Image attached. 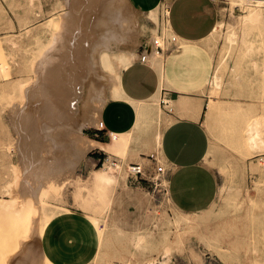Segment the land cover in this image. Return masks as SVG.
<instances>
[{"label": "rangeland", "instance_id": "1", "mask_svg": "<svg viewBox=\"0 0 264 264\" xmlns=\"http://www.w3.org/2000/svg\"><path fill=\"white\" fill-rule=\"evenodd\" d=\"M95 1L96 2L92 0H82L81 9L83 8V15L87 16L98 11V6H96L98 2L97 0ZM69 3L70 0H0V74L2 75V77H0V197H8V194L3 193V186L6 182L12 181L14 177L12 174V167L14 165L17 166L19 179L17 183H11V194L9 195H17L19 193L23 194L24 197L28 194L26 197L36 201L37 188L42 184L45 185L44 208L36 212V214H39V217L43 218L42 231L50 216L59 211L70 208L83 211L89 216L90 221L96 229L98 236L97 250L104 246L105 243L111 241L108 250L105 252L103 250L104 253L98 258L102 264H122L125 262L124 260L126 258H130L132 264H144L147 260H153L159 263L165 255L164 250H166V245L173 244V240L177 237L182 239L184 246L182 250L172 251L168 264H171L173 257L179 253L187 255L189 260H199L200 257L196 258L194 256L195 253H198L200 256H202V254L211 256L222 264H264V178L261 181L260 197L256 198L252 205L247 206L243 202L247 193H252L251 188L256 178V175L251 173L249 164L254 160L258 161V157L264 156V151L250 153V149L244 144L243 127L244 122L249 116L246 110L237 111L230 109V111H227L223 109L228 108V106L230 108L237 107L238 104L234 102V100L241 99L244 100L245 103L239 106L248 111L251 107L257 118H264V24H251L244 27L237 25L234 28L236 40L228 52V65L235 66L240 76L239 79H233L234 77L231 76V71L228 66L223 74L224 80L228 82L230 80V84L227 85L224 83L221 89L212 92L205 83V88L202 93L207 95V100L213 97L227 99L229 101L228 104L220 102V107L213 111L208 118L205 113L203 114L202 123L208 137V145L204 155L205 158L203 157V163L215 173L217 177V191L211 205L207 209L198 212L200 217L195 214L192 215V218L196 221L192 223L193 226H186L174 222L173 218L180 217L183 211L175 208L167 198L166 191L164 190L166 186V176L160 178V181H157L161 183L160 187L158 185L155 187L153 184L155 181V173H153L155 164L150 160L147 153L153 154L157 158L158 164L163 165L162 158H160V154H158L155 149L147 150V148H144L143 152L145 154L142 155L143 158L138 155H133L125 160L114 155H112L111 160H109L108 153L103 152L101 149L99 150V148L92 149L88 151L74 167L72 172L79 175L76 180L72 178L71 168H67V163L71 161L72 143L81 144L82 140L80 137L71 138L69 136L71 142L64 139L58 143L51 137L42 138V133L40 134L38 132L41 138L39 134L34 137L37 139V136H39V145L37 144L38 146L34 145L35 147H33L31 135L33 137L32 133L36 132V128H32L30 130L31 133L28 131L25 132L27 125L24 123L27 122V120L24 121V119H20V115L23 116L25 110L23 112L21 111L23 108H26V106V109L29 110L26 111H32L34 114L40 113L41 108L45 105L49 107L53 106L55 110L53 114L55 113L54 115L57 116L56 118H60V121L62 114H64L63 119H65V115H67L65 112H69L70 114L69 109L68 111L64 110L68 106H64V109L62 106L65 105L63 104L64 102L66 105L67 103L69 105L71 93H73L72 98L76 96L74 92L76 90L71 82L75 81L76 83L78 78L75 77L81 73V65L77 60V55H74L72 49V56L69 55V58H67L68 61L66 59L68 55H66L59 60V62H62H60L62 65L59 64L60 66H58L57 63L55 64V60L53 62L51 59L55 57L57 44L53 46V41L52 43L50 41L54 31L58 29L57 23L60 16L63 13L66 14V12L70 10ZM157 5L158 4L155 5V19H147V22L157 29L156 32H158L159 35L162 34L164 44L161 45L164 47L163 53L164 56H166L176 48L185 47L186 44L178 39L174 40L170 37L164 18L162 17L165 4H160V6ZM220 6L222 15L218 21L221 24L219 30L213 35L209 34L210 36H207L200 43L196 44L199 47L198 49L208 56L207 60L202 64L203 71H206L205 74L207 75L212 72L214 66H216L215 63L217 64L222 57L223 50L225 49L226 34L228 30L232 28L230 26L232 15L249 11L251 7L247 4L232 7L229 0H221ZM1 8H3V11ZM11 21L13 22L11 23ZM51 31H53V34ZM79 31L75 30L71 35L72 39L74 38V41L71 39V43L73 42L74 46L76 45L75 41L77 37L80 38L78 34ZM77 34L78 36L76 37L75 35ZM82 36L81 39H78L79 42L77 41L78 46L76 45V48L71 44V47H73L75 51H80V49L87 47V44L84 42H88L93 35L84 34V37ZM15 37L17 39H15ZM82 38L84 41H82ZM80 41L84 43L83 46ZM246 47L249 49L247 50ZM143 49L144 46L139 47L137 49L138 53H143ZM46 56H48V58ZM152 56L154 57V55ZM39 57H41V59ZM72 57L73 59L76 57L77 59L75 60L77 61H74ZM172 58L173 57L166 58L167 64L172 65ZM38 61L40 63L42 62V64H39ZM252 61L257 62L258 68L252 66ZM49 62L54 63L52 67H55V65L56 67L58 66L57 68L55 67L57 71L52 67L50 68L53 70L48 68ZM63 64H66V68H63L65 66ZM61 66L63 67L61 68ZM77 66L80 69H78ZM45 67L48 69L47 71L51 70L53 72L44 71L46 70ZM35 68H37V70ZM62 69L63 71L61 72ZM58 70L61 74L59 73L60 76H57V78H62V80L57 78H53V80L56 83L58 82L56 80H59L60 83L58 82V85L56 83L54 84L52 78L50 79L53 82L52 84L55 85H53L54 87H59L54 89L59 92L54 91V93L58 96L61 94L63 95H61L62 97L60 96L61 101H59V97L56 98L58 101H51V104L49 102L51 97H47L49 96L48 89L37 91L33 96L31 95L32 93L29 94L28 92L27 94L26 92V98L22 93L10 95L6 92V84L11 79L24 78L25 80H30L33 84L38 85V83H40L43 87V82L41 81L45 77V73L43 74V72H46V74L48 73L46 75L47 77H55L53 74H58ZM64 70L65 73H63ZM69 70L71 72L70 76H75L70 78L72 79L71 82H67L65 76ZM117 70L120 72L121 68ZM203 71L198 80V85L200 86L202 85L204 76ZM42 74L44 75L43 78ZM28 76L30 78H27ZM47 77V81H51ZM46 79L44 83L47 82ZM63 80L69 86L65 84ZM61 83L62 85L64 84V86H62ZM65 86L69 88V92ZM62 87L66 88V90L64 88L62 89ZM67 93H70V98L65 100L63 97H68ZM27 104L31 109H28L29 106ZM93 104H99L97 98L93 100ZM33 108H35V110L37 109L36 111L39 112H35ZM56 108H61V111L64 110L63 113L59 109L56 112ZM33 113V117L27 118L28 121L33 119L39 121L42 114L39 117L37 116L36 119L34 117L37 114L34 116ZM52 118L54 117L51 115L47 120L54 121ZM41 120L42 117L40 121ZM168 121L169 118L164 117L159 125L148 127L143 132L142 137L145 140L148 139L157 127L163 128ZM16 122L18 123L15 124ZM39 122L36 124L38 127L35 125L37 128H41V122ZM23 125H25V127ZM91 125L84 127L81 134L101 141L110 140L107 135L96 131ZM151 127L152 130H150ZM94 134L98 136H94ZM21 144L23 148H21ZM94 152H99L101 154V159L105 162L103 165L93 163L91 154ZM108 162H121L120 166L122 169L120 172L117 170L113 171V174L119 173L118 175L121 176L119 177V183L115 187L112 185H104L97 188L89 179L90 172L99 167L108 170L106 167ZM135 164L139 165L141 173H135V170L133 171L130 169V166H134ZM238 164H240L241 167ZM19 173H21L23 177H21ZM27 184L30 185L29 188H26ZM218 189H220V191ZM238 190L240 194H238ZM244 212L246 214H244ZM36 214H29L28 217V215L21 216L19 214H11L0 209V264H38V258L34 252L36 248L33 245L34 239L37 236V230L33 227L37 222L38 216L36 217ZM200 218L203 220H200ZM163 220L164 222H169L165 223L164 226ZM112 223L114 225V230L110 232L106 238V236H104V233H106L105 226H110ZM160 227L165 230H159ZM137 232L145 233L146 237L151 240L148 239L149 241L136 251L134 255H129V237ZM152 236H155V239ZM211 238L212 240L217 239V241H215L216 247L211 246L213 244L207 241L208 239L211 240ZM152 242L155 244H152ZM159 243L162 245H158ZM221 246L223 248H221ZM161 252H164V254ZM160 253L162 256H159L161 255ZM219 254H221L222 257H220ZM47 264H49V262ZM89 264H97L95 256H93ZM124 264H126V262Z\"/></svg>", "mask_w": 264, "mask_h": 264}, {"label": "bare ground", "instance_id": "2", "mask_svg": "<svg viewBox=\"0 0 264 264\" xmlns=\"http://www.w3.org/2000/svg\"><path fill=\"white\" fill-rule=\"evenodd\" d=\"M92 1L96 2L95 0H92ZM229 1H230V4L232 7H236V6H239L242 4H247L248 6H251V7H250L249 11H246L243 13H236V14L232 15L231 21H230V26L232 28L229 29L227 34H226L225 49L223 50L222 57H221L220 61H218L217 64L215 63L216 66H214V68L210 74L207 75V74H205L206 71L205 72L203 71L204 72V76H203V80H202L203 83H202V87H200V89H199L200 90L199 92L204 91L205 83H206V85L209 86V88L211 89L212 92L213 91L216 92L219 89H221L222 86L224 85V83H226L227 85L231 83L230 80H229V82L227 80L226 81L224 80L223 72L229 66L228 65V52L236 40V38H235L236 32H235L234 28L237 25L244 27V26L251 25V24H255V25L259 24V23L264 24V0H229ZM97 2H98V4H96V6H98L97 7L98 11L85 16L82 13L83 8L81 9L82 0H72V1L70 0V3H69L70 10L68 12H66V14L63 13L61 16L59 14L60 19L58 20V23H57L58 29H57V31L53 30L54 34H53V31H51L53 36L51 35L52 37H51L50 41H51V43L53 41V46L55 44H57L56 45L57 47L55 49V50H57V51H55V57H53L51 60H53V62L55 60V64L57 63L58 66L62 65L61 64L62 62L60 61L61 62L60 63L59 60H61V58L65 57L66 55H68V57L66 56V59L69 58V55L72 56V53H71V49H72V51H74L73 52L74 55L75 56L77 55L76 57H78V59L76 57H74V59L72 57V59L74 61L78 60L79 64L81 65V69L78 68V66H77V68L80 69L81 73H79V75H76V77L70 76V74H71L70 70H69L70 73L68 72L67 74H65L67 82L72 81V79H70L71 77L78 78L76 83H75V81L71 82V83H73V87L76 90V91H74L76 96H74L72 98L73 93H71V95H70L71 98H70L69 97L70 93L69 94L67 93L68 97L65 98V96H64L63 98L65 100L70 98L69 99V105H68V103L66 105L65 102L63 103L65 105H63V106L61 105L63 107V109L65 108L64 106H68V107L70 106L69 108L67 107L64 109L67 111L69 109L70 114H69V112L68 113L65 112V114H67V115L69 114V115L68 116L65 115L66 116L65 119H63L64 114H62V113L64 110L61 111L60 110L61 108L60 109L56 108V112L58 111V109L62 112L61 113L62 117H61V121H60L59 120L60 118L59 119L56 118L57 116L54 115L55 113L53 114V111H55L53 106L50 105L52 107H49V106L45 105V106H43V108H41L40 113H38L39 115L37 113L34 114L32 111L27 112V111H29L26 109L27 106H26V108H23V110L21 111V112H23L25 110L23 116L20 115L21 116L20 119H24V121L27 120V122L24 123L25 125H27L26 126L27 129L25 130V132L28 131L29 133H31L30 130L32 128H36L35 129L36 132L32 133L33 137L31 135L32 141L30 140L31 143L33 144V147L39 145L38 144V140H39L38 137L40 136L41 133H42V138L51 137L52 139L55 140V142H58V143H60V141L64 140V139L69 140L70 139L69 136L71 138H79V137L81 138V140H82L81 144L72 143L71 161H69L67 163V168H71L72 178L76 179V180H77V177H79V175L72 172L74 167L79 162V160L84 155H86V153L88 151L95 149V148H99V149L103 150V152L108 153L109 154V157H108L109 160H111L112 155L117 156V157L124 159V160L126 158L133 156V155H138L139 157L143 158L142 155L145 154L143 152L144 148H147V150L148 149H155L158 152V154H161L160 138H161V133H162V127L161 128L157 127L156 129L154 127H156L157 125H159L161 123V121L163 119L162 117H163V115H165V111L163 110L162 106L160 105V96H159L160 88L162 87L163 82L165 81V76L163 74V63H164L165 56H164L163 52L156 51L155 46H156V44H160V45L164 44L163 43L164 39L162 37V34L159 35V33L156 32L157 29H155L150 23L147 22V19H152V20L155 19V16H156L155 15V7L141 11V10L135 9L129 3L128 0H99V1L97 0ZM33 4H34V2H33ZM93 7H94V5H93ZM242 8H243V6H242ZM2 9L3 8H1V10ZM94 9H95V7H94ZM37 17H38V15H37ZM12 22L13 21H11V23ZM164 22H165V20H164ZM167 25H166V27L170 33V37L173 38L174 40L175 39L179 40V38L168 27L169 25L168 26ZM220 26H221V24L219 22H217L215 27L212 29V32L210 33V35L215 34L219 30ZM75 30H78V31L81 30L78 33L80 38L77 37L78 34L75 35L77 37V40L75 41L77 46H78L77 41H78V39H81L82 35H83L82 37H84V34L85 35L86 34H92L93 35L92 38L88 41L90 43L84 42L85 44H87V47H84V49H80L79 47H77L78 49H80V51H75L73 49V47L76 48L75 47L76 45L74 46L73 42L71 43V39H72L71 35L74 33ZM148 31L150 32V34L148 35L147 42L144 43V45H143L144 46V49L142 51L143 53L139 54L137 49L143 43L142 42V36L146 35V33ZM27 34H29V33H27ZM210 35H208V36H210ZM6 37H8V36H6ZM15 39H17V38L15 37ZM73 39H72V41H74ZM85 39H86V37H85ZM5 41H7V40H5ZM82 41H84V39ZM82 41H80V43H82ZM84 43H82V46ZM71 44H73V47H71ZM244 44H245V42H244ZM32 46H33V44H32ZM53 46H52V48H53ZM246 49L248 50L249 48L246 47ZM0 50H1V46H0ZM53 50H54V48H53ZM40 53H39V55H40ZM142 55L146 56V58L151 56V55H154V59L152 61V64L158 73L159 88L155 94L148 97L147 99L137 100V102L135 103L136 120H135L134 125L129 130H127L125 132L111 133L110 140L107 143H100V142L90 138V136H84L83 134H81L82 129L84 127H86L87 125L92 124V125H95L96 127H99L101 105H102L103 101L105 100V98H107V97L125 98V99L128 98L123 94V92L121 90L120 72L117 69L118 68L123 69V68L129 66L134 60L140 59ZM50 56H52V55H50ZM46 57L48 58V56H46ZM39 58L41 59V57H39ZM75 59H77V60H75ZM48 60H50V59H48ZM48 60H47V63H48ZM67 61H68V59H67ZM70 63H71V61H70ZM39 64H42V62L41 63L39 62ZM251 64L254 68H258L257 62L252 61ZM53 65H54V63L49 62V66L48 65L47 66H48V68H50ZM63 65H65V66L64 67L61 66V68L62 67L66 68V64H63ZM55 67H56V65H55ZM55 67H52V68H54V70H56L57 67L56 68ZM204 67H205V65H204ZM67 68H68V66H67ZM69 68H70V66H69ZM35 69L37 70V68H35ZM40 69H41V67H40ZM42 69H43V67H42ZM45 69H46V67H45ZM196 69H197V67H196ZM229 69L231 71V76L234 77L233 79L238 80L240 76H239V73L236 71L235 66L230 65ZM47 70L48 69H46L44 71H47ZM51 70H53V69H51ZM51 70L47 71V72L52 73L53 71H51ZM62 71H63V69L61 70V72ZM20 72H22V71H20ZM44 73H45V77L43 75ZM59 73H60V71L58 72V74ZM63 73H65V70ZM72 73H73V71H72ZM43 74H42V78L44 77L46 79V77H47L46 75L48 73L46 74V72H43ZM58 74H53L55 77L51 76V74H50L51 77L48 76L47 78L48 79L52 78V80H53V78H57V76H60L61 73L59 75ZM74 74H75V72H74ZM74 74H72V75H74ZM24 75H25V73H24ZM0 77H2L1 74H0ZM16 77H18V76H16ZM23 77H25V76H23ZM27 78H30V77L28 76ZM44 78L41 80L43 82V87L40 83H38V85L33 84L30 82V80L28 81V80H25L24 78L23 79L22 78L11 79L6 84V88H7L6 92L9 93L10 95L15 94V93H22V95H24V97L26 98L27 97L26 95L28 94V92H29V94L32 93L31 95L33 96L37 93V91H40V90L44 91L43 89H48L49 90V92H48L49 96H47V97H51L49 99V102L51 103V101L56 100V98H59L62 95L61 89H60L61 95L60 96L56 95V93H54V91H56L54 89H56L58 87V86L54 87L55 86L54 84L56 82L53 80L54 84H52L53 82L51 79H50L51 81H49V80L47 81V79H46L47 82L44 83V81H45ZM75 78H73V79H75ZM57 79L62 80V78H57ZM59 80H56V81L59 82ZM33 81H34V79H33ZM58 82L56 83L57 85H58ZM63 82L65 83L64 80H63ZM65 84H67V83H65ZM61 85H62V83H61ZM62 86H64V84ZM65 87L68 89L67 91L69 92V88L67 86H65ZM63 88L64 87H62V89ZM66 88H64V89L66 90ZM26 92H27V94H26ZM56 92H59V91H56ZM70 92H72V91H70ZM62 93L64 94V91ZM55 95H56V97H55ZM65 95H66V93H65ZM53 96L55 97V99ZM61 97H60L59 101H61ZM63 98H62V102H63ZM96 98L99 101L98 105L93 104V100ZM110 99H112V98H110ZM56 101H58V99ZM163 101H164V104H163L164 109L166 111L172 110L177 114H191L194 116L197 115V113H199L198 112V102L195 99H192L188 96H181L177 100H171V99L164 98ZM228 101L229 100H227V99L210 97L207 100L206 106H205L204 113H205L206 117L208 118L213 111L217 110L218 107H220V102H224V103L228 104ZM234 102H236L238 104L237 107L230 108L228 106V108H223V109L227 110V111H230V109H234L237 111L238 110L239 111L246 110V112L249 114L248 118L244 122V127H243L244 144L247 145V147L250 149V153L251 152L255 153V152L264 151V118L263 119L257 118L254 114V111L251 109V107H250V110L248 111L247 109L239 106V105H242L243 103H245L244 100L235 99ZM56 104H57V102H56ZM199 107H200V105H199ZM28 109H31L30 106L28 107ZM33 109L35 110V108H33ZM36 110H35V112H39ZM32 113L34 114V116L37 114L34 117L36 119H37V116L39 117L42 114V116H40V118H39V121H40V119L42 117V120L40 121L41 122V128H37L38 126L36 125L39 121H35L34 119L33 120L30 119L31 121H28L29 117L30 118L33 117ZM51 115L54 117V118H52V119H54V121L53 120H47L48 118H50ZM17 123L18 122H16L15 124H17ZM25 125H23V126L25 127ZM152 125H156L153 127L155 130L149 136V138L145 140L142 137L143 132L148 127H150ZM150 130H152V127ZM29 133H28V135H29ZM38 134H39V136H37V139H36V137H34V136H36ZM40 138H41V136H40ZM25 144H28V143H25ZM20 146H21V148H23L22 144ZM212 151H213V149H212ZM218 153H219V151H218ZM150 154L151 153H147V155H150ZM203 157L205 158V156H203ZM205 160H207V159H205ZM241 161H239V162H241ZM120 163H112V162L109 163L108 162V164L106 165L108 170H105L102 167L95 168V169L91 170L90 175H89V179L92 181L93 185L97 188L102 187L104 185L105 186L112 185L114 187L117 186V184L119 183V177H121V176L118 175L119 173L113 174V171L117 170L120 172V170L122 169V167L120 166L121 165ZM238 165H240V164H238ZM238 165H236V166H238ZM242 165L245 166L244 164H242ZM240 167H241V165H240ZM249 167H250L251 173L256 175V178L254 179V183H253L252 188H251L252 193H247L246 197L243 199V202L247 206L252 205L254 200L256 198L260 197L261 181L264 178V156L258 157V161H255V160L252 161L251 164H249ZM130 169L134 170V167L130 166ZM12 174L14 176L12 181L6 182V184L3 186V193L8 194V197H4V196L0 197V209L2 211L7 212V213L16 214V215L19 214L21 216L28 215V217H29V214H36V212L39 209L44 208V196H45V192H46V187L43 184L41 186H39V188H37L36 201H33L31 198L26 197L28 194H26L24 196L26 198L23 197V194H19V193H18L19 195L18 194L17 195H9V194H11V192H10L11 191V189H10L11 183L12 182L17 183V180L19 179L18 167L15 165L12 167ZM19 174L21 177H23L21 175V173H19ZM29 186L30 185L27 184L26 188H29ZM24 188H25V186H24ZM242 188H243V186H242ZM218 190L220 191V189H218ZM226 191H228V190H226ZM238 192H239V190H238ZM238 194H240V192ZM234 200H235V198H234ZM241 200H242V198H241ZM204 210H205V208H204ZM163 212H166V211H163ZM194 214L198 215L199 213H189V212L183 211L180 217H175L173 219H174V222L176 224H181V225L184 224L186 226H189V225L193 226L192 223L196 222L194 220V218H192V215H194ZM244 214H246V213L244 212ZM152 216H155V215H152ZM36 217H37V222L33 226L37 230V236L35 237L34 242H33V245L36 248L34 252L38 258V264H47L49 261L40 255L39 250H38L37 245H36L37 240L39 238V235L43 232L42 231L43 218L39 217V214H36ZM199 217H198V219H199ZM202 218H200V220H203ZM167 222H169V221H167ZM167 222L166 221L164 222V220H163L164 226H165V223H167ZM153 226H155V225H153ZM105 227H106V233H104V236H106V238H107L108 234L114 230V225L112 223L110 226H105ZM146 227H147V225H146ZM159 230H165V229H161V227H160ZM148 231H150V230H148ZM151 231H152V229H151ZM134 232H136V231H134ZM166 233H168V232H166ZM148 234H149V232H148ZM163 235H165V234H163ZM165 236H167V235H165ZM153 238L155 239V236ZM148 239H150V238H147L145 233H141V232H139V233L137 232L135 234L133 233L129 237V245L130 246H129V253L128 254L134 255L136 253V251H138L140 248H142L144 246V244L149 241ZM207 241L213 244L211 246L216 247L215 241H217V239L212 240V238H211V240L208 239ZM110 243H111V241H109L108 243H105V245L102 246L99 250H96L94 256L97 260V264H102L98 258L101 256L102 253H104L106 250H108ZM152 244H155V243L152 242ZM158 245H162V244L159 243ZM153 246H155V245H153ZM183 246H184V243H183L182 239L177 237L173 240V244L166 245V250H164L165 255L159 263H156L153 260H147L144 264H168L170 256L172 254V251L173 250H182ZM155 248H157V247H155ZM221 248H223V247L221 246ZM218 249H219V247H218ZM103 250H104V252H103ZM228 250H229V248H228ZM162 254H164V252ZM162 254L159 256H162ZM219 255H220V257H222L221 254H219ZM194 256L196 258L200 257V255L198 253H195ZM192 258H194V257H192ZM124 261L126 262V264H132V261L130 260V258H126ZM227 261H228V259H227ZM124 263H122V264H124ZM224 264H226V263H224Z\"/></svg>", "mask_w": 264, "mask_h": 264}, {"label": "crops", "instance_id": "3", "mask_svg": "<svg viewBox=\"0 0 264 264\" xmlns=\"http://www.w3.org/2000/svg\"><path fill=\"white\" fill-rule=\"evenodd\" d=\"M128 1L135 9L141 11L153 8L156 4H165V24H168L179 40L186 44L185 47L171 50L172 52L164 58L165 81L159 92L160 105L166 115L162 118L171 120L162 128L160 156L166 169L165 190L171 204L184 212H201L211 205L216 196L217 177L203 163L208 145L207 133L202 123L207 95L199 92L202 85H198V80L203 71L202 64L208 56L200 51L196 44L204 40L220 20L221 0ZM149 34L148 31L142 36L143 43L139 47H143L147 42ZM167 57H173L172 65L167 64ZM153 59L152 55L145 61L137 59L121 69L120 87L127 99L107 97L103 101L100 123L102 122L104 130L99 132L104 135L107 133L109 139L111 133L125 132L134 125L137 100L147 99L157 92L159 77L152 64ZM181 96H188L198 102L197 115L177 114L164 109V98L177 100ZM91 127L98 128L95 125ZM92 139L100 143L109 141ZM101 157L99 152L91 154L93 163ZM40 235L36 245L40 255L46 258L49 264H89L97 250L96 229L89 216L79 209H65L51 215ZM171 264L222 263L204 254L199 260H189L187 255L179 253L173 257Z\"/></svg>", "mask_w": 264, "mask_h": 264}, {"label": "built area", "instance_id": "4", "mask_svg": "<svg viewBox=\"0 0 264 264\" xmlns=\"http://www.w3.org/2000/svg\"><path fill=\"white\" fill-rule=\"evenodd\" d=\"M155 50L156 51H159V52H163L164 51V47L161 46L160 44H156L155 46ZM146 56L142 55L141 58L139 59L140 61H145L146 59ZM96 131H101V130H104L103 129V125H102V122L100 123L99 127L98 128H95ZM97 135V134H96ZM107 135V133H106ZM98 136V135H97ZM148 157L150 158V160L155 164L154 167H153V173L154 174V186L157 187V185L160 187V182H157V181H160V178L166 176V169L164 167V165L162 164H158V160L157 158L153 155V154H150L148 155ZM95 164H100V165H103L104 164V160L101 159V158H97L96 159V163ZM134 170H135V173H141L140 171V167L138 164H135L134 166ZM133 170V171H134ZM165 190V189H164ZM166 191V190H165Z\"/></svg>", "mask_w": 264, "mask_h": 264}]
</instances>
